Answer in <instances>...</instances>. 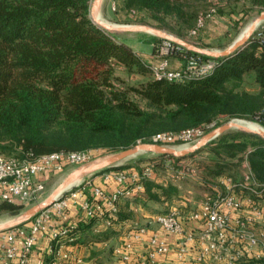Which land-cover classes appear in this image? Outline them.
Returning a JSON list of instances; mask_svg holds the SVG:
<instances>
[{
	"label": "trees",
	"instance_id": "trees-1",
	"mask_svg": "<svg viewBox=\"0 0 264 264\" xmlns=\"http://www.w3.org/2000/svg\"><path fill=\"white\" fill-rule=\"evenodd\" d=\"M207 1L124 0V10L127 17L148 18L158 28L182 33L195 27ZM249 1L264 8V0ZM92 3L0 0V154L33 159L61 151L115 153L151 143L160 133H179L222 118L264 126V46L260 40L250 39L231 56L217 59L215 72L206 79H155L129 42L94 23ZM186 55L195 53L187 51L177 57ZM118 70L138 73L145 81L125 85L116 75ZM247 78L257 86L253 93L240 90ZM200 153L204 159L198 167L205 183L209 178L219 182L232 177L230 161L242 162L247 156L255 180L264 184V139L257 135L227 132L193 155L156 157L181 168L185 160ZM152 162L157 169L163 165L154 160L148 163ZM177 195V186L156 179L145 183L144 193L134 203L172 206ZM131 205V200L122 201L110 228L113 232L120 233L132 221ZM24 208L0 203V213L18 215ZM93 224L80 223V234ZM78 242L85 243L82 236Z\"/></svg>",
	"mask_w": 264,
	"mask_h": 264
},
{
	"label": "built area",
	"instance_id": "built-area-1",
	"mask_svg": "<svg viewBox=\"0 0 264 264\" xmlns=\"http://www.w3.org/2000/svg\"><path fill=\"white\" fill-rule=\"evenodd\" d=\"M210 17L201 19L190 36L196 37ZM252 39L260 40L264 46V28L256 29ZM184 52H187L184 47L166 40L157 47L155 54L158 61L145 62V66L155 79L179 82L206 79L215 72L217 59L198 54L186 55L182 59L183 67L172 69L170 57ZM221 123L222 119H218L207 126L179 133H160L152 138L151 143L168 147L179 144L180 148H189ZM94 156V150L61 151L33 159L0 154V202L24 207L38 204L44 197L47 177L63 172L67 166L78 167L88 163L94 160ZM168 165L173 181L188 175L184 167ZM242 165L244 174L241 180L221 178L215 192L208 195L195 211L186 212L174 206L166 212L151 215L146 224L132 220L122 226L121 242L113 249L118 262L264 264V184L255 180L247 156ZM109 170L100 177L106 184H117L113 193L88 183L75 192H72L73 189L68 191L29 224L5 231L0 240V264H14L15 261L17 264H29L38 239L54 219V214L62 220L66 219L65 211L73 202H79L85 214V223L99 224L94 233L101 234V225L106 229L113 227L123 200H131L133 205L144 193L145 183L157 179L154 162L139 170ZM195 174L196 171L192 170L189 175ZM80 236L76 223H65L53 230L49 247L50 264H88L74 251L61 255V250L74 246Z\"/></svg>",
	"mask_w": 264,
	"mask_h": 264
},
{
	"label": "rangeland",
	"instance_id": "rangeland-1",
	"mask_svg": "<svg viewBox=\"0 0 264 264\" xmlns=\"http://www.w3.org/2000/svg\"><path fill=\"white\" fill-rule=\"evenodd\" d=\"M206 4L208 7L200 10L194 28H196L200 24V20L203 19L204 17L208 15H211V17L209 18L208 21L205 20V22L203 23L204 27L206 24L205 31L201 34L198 40H196L195 37L190 36L191 30H193L194 28L188 31H183L182 33H178L175 30L169 28H158L148 18L144 19L143 17L142 18L140 17L136 19L130 16L127 18L125 17L122 18V16L119 17L120 13L116 11V9L118 10V0L103 1L99 13L105 21H108L113 24L152 26L161 29L164 32L171 34L177 38H181L190 43L196 44L199 47L206 48L202 46L204 44L209 46V48L207 47L208 49L224 50L226 48H229L239 38L241 33L244 31V29L249 24L254 22L264 12L263 7L253 5L249 0H208ZM263 28H264V21L260 23L255 28V30L256 29L262 30ZM119 34H126V36L132 38V40L135 39L134 43L137 47L136 49L141 50L140 52L146 55L153 52V49L154 52L156 53L157 47L167 40L165 38H162L160 36H157L149 32H142V33L120 32L116 35ZM144 62L147 61L144 59ZM116 75L121 77L125 81L126 83L125 85L138 86L145 81V78L142 75L138 73H128L125 70L116 71ZM150 76L152 77V75ZM125 85L122 84L121 86L125 87ZM240 90L253 93L257 90V86L253 83V81L250 78H247ZM133 99L137 103H139L142 107H145V103L141 101L140 98L133 96ZM241 120H246V119H241ZM229 121L231 120L222 118V123L220 125H223ZM256 123L260 124L259 122ZM260 125L263 126L262 124ZM210 131L212 130H209L207 133H209ZM229 132L234 134L240 133V134L256 135L250 132H246V130L244 131L242 129H232ZM175 147L180 148L179 144L175 145ZM110 154L112 153L95 151L94 159H99ZM203 159H204V153H200L196 155L194 158L185 160L182 164V166L186 170L185 172L189 175L192 170H195L196 174L194 176L187 175L185 178L176 181H173V179L171 178V173L168 172V167H169L168 164H170L172 167L176 165L173 164V162H169V160H161L160 158L158 159L155 155L149 153H141L136 157L130 158L122 162L117 167H114V168L126 167L125 170L129 171L134 168L140 169L143 166H145L150 160H154L155 162L157 161L163 164L160 168L157 169L158 182L161 184H172L174 186H177L178 188V195L174 198L172 206H165L164 204L153 203V202L148 203L146 206L134 203L132 205L134 209L132 220H134L139 224H146L148 218L151 215H154L156 213L166 212L171 207L174 206L177 207L179 206L181 210H184L186 212L195 211L203 202V200L208 195L213 194L215 190L218 188V181L215 178H209L207 179V183H205L206 178L204 177L203 173L200 171L198 167V162L202 161ZM242 162L233 161V160L230 161V163H232V167L228 171L232 175V178L237 181L241 180L244 174V168ZM75 168L77 167L67 166L63 172L58 174H52L49 177H47V179L45 180L46 191L42 199V202L45 201L50 196V194L63 182V180L67 177V175L71 173ZM114 168L110 170H116ZM103 172L97 173L95 175L83 179L80 182L79 187L73 189L72 192L77 191L78 188H83V186L85 185L87 186L88 183H92L95 187L104 188V186L100 182H98L99 181L98 178L102 175ZM32 206L25 207L20 212V214L24 213L28 208ZM68 214L69 213L67 209L65 211V215L68 217ZM18 215H13L8 212H1L0 222L13 220ZM53 218H54L53 220L54 222H58V226H62V223H60L62 221L60 217L54 214ZM3 233L4 232L0 233V240ZM120 242H121V238L119 240V243ZM117 243L118 240L116 241L115 245H117ZM101 252L104 253L102 257L103 261L101 262H104L105 260L104 258L106 256H107V260L105 262L106 263L110 262L111 259L109 258L111 252H109V250L106 251L105 248ZM99 253L100 252L95 251V253L92 254L99 255ZM99 263H100L99 261H95V264H99Z\"/></svg>",
	"mask_w": 264,
	"mask_h": 264
},
{
	"label": "water",
	"instance_id": "water-1",
	"mask_svg": "<svg viewBox=\"0 0 264 264\" xmlns=\"http://www.w3.org/2000/svg\"><path fill=\"white\" fill-rule=\"evenodd\" d=\"M103 1L104 0L93 1L91 7V17L97 26L107 31L108 33L112 35H116L120 32H132V33L149 32L157 36H160L162 38H165L167 40H170L178 45H181L189 52H193L195 54L214 58V59L231 56L238 50L244 48L248 44L250 39H252L255 32V28L264 21V12H263L253 22L247 34L243 38L237 39L229 48H226L224 50H215V49L199 47L196 44L190 43L181 38H177L171 34L164 32L161 29L152 26L118 25V24L110 23L108 21H103L101 20V18L97 17V15H100L99 12L102 7ZM234 120L236 119H233L223 125L218 126L214 130L210 131L205 136H203L202 139L199 140L195 145L189 148H175V147L162 146L152 143L138 144L132 148L115 152L110 155H106L102 158L94 159L81 166H78L71 173L67 175V177L63 180V182L50 194V196L45 201L33 205L32 207L28 208L24 213L19 214L13 220L3 222L0 225V233L30 223L42 211L50 208L60 197L65 195L68 191L77 187L78 181H82L87 177L117 167L122 162L130 158L136 157L141 153H149L158 156H173L176 158H183L193 155L199 150L205 148L209 143L217 139L219 136L234 129V125L232 123ZM258 136L264 139V134Z\"/></svg>",
	"mask_w": 264,
	"mask_h": 264
},
{
	"label": "crops",
	"instance_id": "crops-1",
	"mask_svg": "<svg viewBox=\"0 0 264 264\" xmlns=\"http://www.w3.org/2000/svg\"><path fill=\"white\" fill-rule=\"evenodd\" d=\"M118 11L120 13L119 17L122 16V18L123 17L127 18V13L124 10V0H118ZM114 22H117V21H114ZM116 36L120 39H123L129 42V44H131V46L135 49V51L147 62H157L158 61V58L154 52V49H153V52H151L148 55L143 54L140 52L141 50L136 49L137 47L134 43L135 39L132 40V38L126 36V34H119ZM169 61H170V67L172 69H180L184 65V61L177 56L170 57ZM98 179H99L98 182H100L104 186V188L103 187L102 188L106 190L107 192L113 193L116 190L117 188L116 183L111 182V183L106 184L102 181L101 177H99ZM79 206H80L79 202L78 203L73 202L68 209V213H69L68 217L66 216V219L64 220L61 219L62 221L60 223L64 224L68 222V223H76L78 225L80 223L86 224L84 221L85 214ZM131 211L133 213L132 205H131ZM53 220L48 224L45 233L39 237L38 242L35 246V249L31 255L29 264H50V255H49L50 254L49 247L51 243L50 236L53 230H56L58 229V227H60L58 226V222H54ZM98 225H99L98 223L94 222V224L92 225V227L89 228L88 231L84 232V234H81L82 242H85L84 244H79V242H77L74 246L66 247L63 250H61V255L68 251H74V253H76L77 255L82 256L88 264H95V261H99L101 264H120V262H118V259L113 254V249L117 245L120 244L119 243L120 233L113 232L114 231L113 229H106L101 225L102 233L95 234L94 229ZM117 240H118V243L117 245H115ZM104 248L106 251L109 250V252H111V255L109 258L111 260L110 262H107V263L105 262L107 260V256L104 258L105 259L104 262H101L103 261L102 257L104 255V253L101 251H103ZM95 251L100 252L99 255H93L92 253H95ZM14 264H17V262L15 261Z\"/></svg>",
	"mask_w": 264,
	"mask_h": 264
},
{
	"label": "bare ground",
	"instance_id": "bare-ground-1",
	"mask_svg": "<svg viewBox=\"0 0 264 264\" xmlns=\"http://www.w3.org/2000/svg\"><path fill=\"white\" fill-rule=\"evenodd\" d=\"M98 18H101V20L105 21L101 15H97ZM253 22L251 24H249L245 29L244 31L241 33V35L239 36V38H243L249 28L252 26ZM238 38V39H239ZM233 125H234V129H242V130H246L247 132H250V133H253V134H256V135H263L264 134V127L261 126L260 124L256 123V122H253V121H248V120H241V119H236L234 120L233 122ZM81 181H78L77 185L80 184ZM3 222H0V225L2 224Z\"/></svg>",
	"mask_w": 264,
	"mask_h": 264
}]
</instances>
